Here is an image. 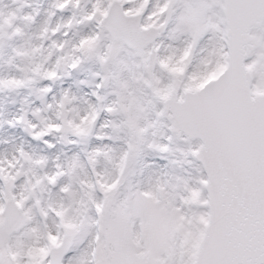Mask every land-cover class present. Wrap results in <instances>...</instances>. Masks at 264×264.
<instances>
[{"label": "snow or ice", "instance_id": "snow-or-ice-1", "mask_svg": "<svg viewBox=\"0 0 264 264\" xmlns=\"http://www.w3.org/2000/svg\"><path fill=\"white\" fill-rule=\"evenodd\" d=\"M0 264H264V0H0Z\"/></svg>", "mask_w": 264, "mask_h": 264}]
</instances>
